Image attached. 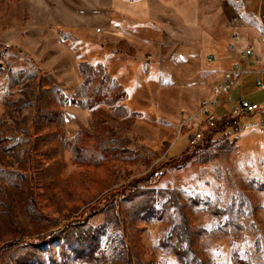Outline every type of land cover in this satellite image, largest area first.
<instances>
[{"label":"rangeland","instance_id":"obj_1","mask_svg":"<svg viewBox=\"0 0 264 264\" xmlns=\"http://www.w3.org/2000/svg\"><path fill=\"white\" fill-rule=\"evenodd\" d=\"M163 1L174 2L181 16L186 11L192 51L184 50L183 28L172 31L158 21L167 18L166 8L155 0H0V138L14 145L0 157V250L19 242L0 251V264H122L117 253L126 246L136 264H179L171 249L159 246L180 222L174 206L162 205L166 189L179 190L188 204L185 220L195 232L188 238L201 256L214 264H264V88L254 83L258 74H247L231 94L263 110L234 116L237 130L214 136L207 161L197 148L203 139L191 145L190 126H179L181 111L194 112L220 77L231 25L240 18L238 2ZM109 14L118 23L112 35L130 29L135 46L110 39ZM110 41L114 51L138 53L142 74L136 82L126 76L127 86L109 75L107 90L120 84L127 92L123 109L103 105L105 113L96 117L82 80L74 84L60 71L71 73L79 60L107 71ZM74 98L83 102L70 103ZM232 104L224 105L226 117L233 116ZM81 127L112 130L128 139V149L104 155L87 135L80 141L83 156H76L67 141ZM211 127L203 128L205 135ZM149 173L155 174L151 185L137 183ZM205 202L228 212L216 218L201 210ZM66 225V237L34 244Z\"/></svg>","mask_w":264,"mask_h":264},{"label":"trees","instance_id":"obj_2","mask_svg":"<svg viewBox=\"0 0 264 264\" xmlns=\"http://www.w3.org/2000/svg\"><path fill=\"white\" fill-rule=\"evenodd\" d=\"M77 65L79 71L83 76L82 83L86 87V104L87 107L92 110L94 116L99 117L101 113H105L103 105L115 107V109H123L119 102L126 97L127 92L120 84L116 85L111 90H107L106 86L108 73L103 65H94L86 60H79L77 62ZM82 102L83 101L81 99L74 98L70 100V103L74 104H81ZM237 128L238 121L234 116L226 117V115H223L219 119H217L215 125L211 127L210 132L206 135L204 134L202 144L197 146V148H200L202 149V151H204L202 152L203 154L201 153V155H203L204 157H200L202 161H207L209 159V153L206 152V150H208V148H210L211 145L216 141V139H214V136L217 133H222L221 137H224L225 134H228V131L230 129L237 130ZM87 135H89V137H92V139L94 140V150L102 152L104 155L117 154L118 152H125L124 150L128 149V139L125 137H120L112 130H94V132H89L86 131L84 127H81L79 128L77 133L67 141V144L71 146L72 153L74 155L83 156L84 150L82 148V145L80 144V141L82 137H86ZM6 141V138H0V157H2V154H5L6 152L14 148V145H7ZM227 142L228 140H226L225 142L223 141L221 147H226ZM194 155V150L190 151L188 154L184 155L181 162L188 161L189 158ZM154 179L155 174L149 173L146 176L140 177L137 183L143 182L145 184L151 185ZM165 193L166 195H164L166 198L162 205L171 207L174 206L177 214L180 215V222L177 224L178 232H175L174 234H171L169 231L166 232V234L164 233L163 238L159 242V246L161 248L171 249V252L174 253L179 260V264H214L209 257L201 256L194 249V241L188 238V235L195 234V232L193 231V229L188 227V222H186V207H188V204H186L182 200L183 197L181 195V192L177 189H166ZM110 202H113V198H111ZM201 210L208 212L216 218H220L228 212V207L222 208L217 205L212 206L210 203L205 202ZM69 226L70 225H66L63 230H54L48 234L41 235V237L39 238L40 241L34 244L36 246L42 243L48 244L55 240H58L61 237H66L70 233L68 231ZM235 226L237 228V231L243 230V225L242 223H240V221L236 220ZM216 230L217 229H215V231ZM203 231L205 232V230ZM215 231L213 230L214 233H216ZM174 238H176V240H173ZM18 243L19 242L16 241L10 242L4 248L2 247V249H9L10 247L17 245ZM131 252L132 251L130 248H128V246L118 251L117 255L122 256V264H136L137 262H139V260H134ZM136 258L138 257L136 256Z\"/></svg>","mask_w":264,"mask_h":264},{"label":"crops","instance_id":"obj_3","mask_svg":"<svg viewBox=\"0 0 264 264\" xmlns=\"http://www.w3.org/2000/svg\"><path fill=\"white\" fill-rule=\"evenodd\" d=\"M155 2H158L162 7L166 8L164 9V14L165 16H167V18H164L166 20H164L163 18H159L158 21H160L161 24H166L165 21L167 22L168 26L171 27L172 31H174L175 29H182L183 31V37L181 40H183L184 44H187V47H184V50L187 52L192 51L191 49V43H187V42H191L192 40V35H191V28L188 26V23L190 24V19L186 20V16L187 13L186 11L184 12V15L181 16V14L178 12V9L176 8V4L173 3H169V2H164L163 0H155ZM190 2V1H189ZM238 2V10L240 12V18L237 17L238 20H240L242 22V24H244V26H242L241 24V29L243 28L244 30V34L243 35V40L244 42L249 43L252 48L254 49L255 53L257 55H259L261 57L262 62L264 63V41H262L261 37L262 35H264V0H237ZM151 4L147 7L148 8V12L149 14H151V17H153V14L155 13V10H153L151 8ZM152 9V11H151ZM112 15H107V19H105V26L109 27V31H110V39L112 40V38H115L114 42H123L126 41L127 43H129V45H133L135 46V44L133 43V39H135L137 36L135 34V32H133L130 29H125V28H120V30H118L119 32L117 33V35H112V33L114 32L113 28H117L118 27V23L115 20L113 23V19L111 17ZM155 20V19H154ZM164 21V22H163ZM121 26H122V21H121ZM123 27V26H122ZM232 27V25H231ZM230 32H231V28H230ZM111 43L109 44V46H105V61L104 64L106 65L107 68V73H108V77L109 75L115 77L117 80H119V83L127 86L126 84V79L125 77L128 76L130 74L131 78L134 79V81L136 82V80L138 79V75L142 74V63L140 62V60L137 58L138 53H135L134 57H129L125 54V52H123L121 47H117L116 51H114L115 49V45L112 44V41H110ZM113 42V43H114ZM189 45V46H188ZM197 45V44H195ZM225 50H226V55H224L223 60L225 62V65L222 67L221 69V73L223 71L224 68L230 66L231 62L233 61V56L232 53L227 49V45H225ZM198 51V50H197ZM202 53H204V51L201 49L199 50ZM247 62L249 65H251L252 67H256L255 63H254V59L253 57H249L247 58ZM60 76L62 78H66V79H70L73 78L72 82H74V84H78V82H80L83 78L81 72L79 71L77 62L74 63V65L70 68V72L67 69H62L60 71ZM132 72V73H130ZM220 73V76H221ZM258 74L257 76H255L254 79V83L256 84L257 79L261 78V73L259 71L253 70L250 71L248 73H246L241 81V83H239L237 86H235L229 94V99H227L217 110V114L219 113V115H224L227 112V108H225V104L228 102H232L233 104L230 107V110H232V108L239 103L240 100L244 99V100H248L245 99L242 95L238 98H236L234 100L233 98V94H231V92L236 89L238 86H240L243 81L244 78L246 77L247 74ZM128 78V77H127ZM220 78V77H219ZM262 79V78H261ZM134 82V83H135ZM257 87V85H256ZM263 110V109H262Z\"/></svg>","mask_w":264,"mask_h":264},{"label":"built area","instance_id":"obj_4","mask_svg":"<svg viewBox=\"0 0 264 264\" xmlns=\"http://www.w3.org/2000/svg\"><path fill=\"white\" fill-rule=\"evenodd\" d=\"M231 27L230 40L227 43V49L232 53L233 61L230 66L223 69L220 78L212 87L210 95L200 99L197 109L193 111H181L180 129L184 125L190 126L188 140L191 145L199 144L204 137V127L215 125L218 108L229 99L230 91L241 83L244 75L250 71L256 70L264 72V63L261 57L257 55L252 46L244 42L241 32V21L234 18ZM264 41V35L261 37ZM253 57L256 67L248 64L247 58ZM212 60V57H209ZM258 88H264V81L259 78L256 81ZM263 107L257 102L249 100H240L232 110L233 116L245 115L255 111L262 110Z\"/></svg>","mask_w":264,"mask_h":264}]
</instances>
